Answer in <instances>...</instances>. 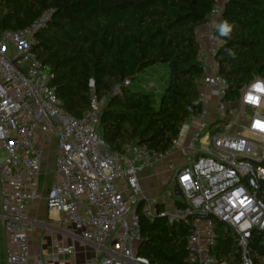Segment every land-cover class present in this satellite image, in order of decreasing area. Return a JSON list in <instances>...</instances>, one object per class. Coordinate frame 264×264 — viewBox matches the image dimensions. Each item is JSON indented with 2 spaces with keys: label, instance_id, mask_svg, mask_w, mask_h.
<instances>
[{
  "label": "built area",
  "instance_id": "built-area-1",
  "mask_svg": "<svg viewBox=\"0 0 264 264\" xmlns=\"http://www.w3.org/2000/svg\"><path fill=\"white\" fill-rule=\"evenodd\" d=\"M223 5L216 0L207 31L197 35L203 73L196 83L217 93L216 111L226 122L213 131L207 119L210 100L199 94L193 101L199 124L188 144L177 146L174 141L166 151L137 142L123 145L121 152L111 150L96 130L107 96L92 93V107L82 118L65 110L52 86L54 74L34 49L49 12L27 27L0 34V220L6 264H31L27 215L40 198L41 164L49 150H54L55 170L44 197L47 208L60 214L63 228L94 245L98 256L93 264H149L138 254L142 214L151 221L165 217L170 224L189 225L190 264H227L213 255L215 220L237 234L242 264H254L248 242L255 230L264 232V78L245 85L236 103L225 99L229 84L219 75L215 58ZM125 84L132 82L127 79ZM144 87L150 91L155 83L148 81ZM114 91L121 93L119 87ZM237 110L245 114L240 124ZM163 162L173 178L158 195H146L141 173ZM176 185L181 198L175 195ZM35 264L46 262L40 258Z\"/></svg>",
  "mask_w": 264,
  "mask_h": 264
},
{
  "label": "trees",
  "instance_id": "trees-1",
  "mask_svg": "<svg viewBox=\"0 0 264 264\" xmlns=\"http://www.w3.org/2000/svg\"><path fill=\"white\" fill-rule=\"evenodd\" d=\"M216 0H0V34L27 27L49 12L48 24L37 32V56L54 74L65 110L77 118L92 107V93L107 96L96 130L111 150L130 142L166 151L195 112L197 31L205 25ZM216 36L219 75L229 87L225 99L236 103L241 89L264 78V0H225ZM227 29V31H225ZM157 63L169 67V84L154 105L150 91L134 87L136 76ZM131 85H126V80ZM94 81V85H91ZM119 87L121 93H115ZM226 119L211 124L220 130ZM264 165V161H263ZM260 194L264 196V181ZM140 212V206L137 208ZM213 255L221 263L242 264L235 231L215 220ZM138 254L149 264H190L187 223L170 224L165 217L140 218ZM264 232L249 239L254 264H264Z\"/></svg>",
  "mask_w": 264,
  "mask_h": 264
},
{
  "label": "crops",
  "instance_id": "crops-1",
  "mask_svg": "<svg viewBox=\"0 0 264 264\" xmlns=\"http://www.w3.org/2000/svg\"><path fill=\"white\" fill-rule=\"evenodd\" d=\"M207 29L208 28H206L205 25L199 27L197 35L204 34ZM158 64L161 65V63H157L155 66ZM165 65L168 66L167 64H163V66ZM155 66L150 68H155ZM150 68H147L144 72L136 76V81L134 82V87L136 89L147 91L144 85L148 81H153L147 75V71ZM154 83L156 87V82ZM162 85L163 86L157 90H155V87L150 90L153 96H156L154 91H157L158 93L156 101H154L155 106L159 104L161 94L168 86H165L164 84ZM199 94L205 97L207 96L210 100L207 106V119L211 123L221 119L222 115L216 111L218 103L217 93L207 86H201L199 87ZM198 124L199 117L191 115L181 128L180 135L178 139L175 140L176 145L186 146ZM53 153L54 150H49L43 158L41 164L42 175L40 178V198L31 203L27 215L31 227V230L29 231V245L31 250L30 263L35 264L38 259L42 258L45 260L46 264H93V261L98 256L97 249L94 245L83 240L77 232L63 228L60 222V214L54 210H48L47 208L44 197L53 182V173L55 170ZM2 155L3 154H0V157H2ZM175 158L177 159V162L180 161L179 154ZM164 174H168L167 178H165L166 175ZM173 176L174 173L167 170V163L165 162L159 163L156 166L143 171L140 175V180L145 194L158 195V193L170 183ZM164 179H166V181ZM1 234V241H3L2 251L5 255L6 264L5 235L3 234V231H1ZM60 248H71L73 250L72 252H63Z\"/></svg>",
  "mask_w": 264,
  "mask_h": 264
},
{
  "label": "rangeland",
  "instance_id": "rangeland-1",
  "mask_svg": "<svg viewBox=\"0 0 264 264\" xmlns=\"http://www.w3.org/2000/svg\"><path fill=\"white\" fill-rule=\"evenodd\" d=\"M147 75L151 78V80L156 82L155 90H157L158 88H161V86H163L162 84H164L165 86L168 85L169 68L166 65L163 66V63H161V65L158 64L157 66H155V68H150L147 71ZM154 93L156 94V96H158L157 91H154ZM156 96H154V101H156ZM234 113L236 116L240 118L239 124L245 120V114H243L242 111L237 110ZM259 150H260V153L263 154V150L262 149H259ZM167 176L168 174L165 176V178H167ZM164 180L166 181V179ZM0 192H1V187H0ZM0 204H1V201H0ZM1 231L2 230H1V220H0V264H5V255H4V252L2 251L3 241H1L2 240Z\"/></svg>",
  "mask_w": 264,
  "mask_h": 264
},
{
  "label": "water",
  "instance_id": "water-1",
  "mask_svg": "<svg viewBox=\"0 0 264 264\" xmlns=\"http://www.w3.org/2000/svg\"><path fill=\"white\" fill-rule=\"evenodd\" d=\"M91 85H94V81H91ZM233 106H236V105H233ZM190 112H191V115L194 114V112H192V111H190ZM174 192H175V195H176V196H178V197H180V198L182 197V196H181V191H180L178 185L175 186V188H174Z\"/></svg>",
  "mask_w": 264,
  "mask_h": 264
},
{
  "label": "snow or ice",
  "instance_id": "snow-or-ice-1",
  "mask_svg": "<svg viewBox=\"0 0 264 264\" xmlns=\"http://www.w3.org/2000/svg\"><path fill=\"white\" fill-rule=\"evenodd\" d=\"M225 31H227V29H225Z\"/></svg>",
  "mask_w": 264,
  "mask_h": 264
}]
</instances>
